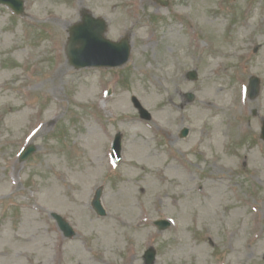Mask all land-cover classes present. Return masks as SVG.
I'll use <instances>...</instances> for the list:
<instances>
[{
	"label": "rangeland",
	"instance_id": "obj_1",
	"mask_svg": "<svg viewBox=\"0 0 264 264\" xmlns=\"http://www.w3.org/2000/svg\"><path fill=\"white\" fill-rule=\"evenodd\" d=\"M24 6L17 16L0 5V264H145L149 246L152 264H264V0ZM79 7L105 19L106 38L129 34L122 69L69 64ZM58 62L67 72L53 79ZM28 143L36 151L21 162ZM97 186L102 217L90 206ZM164 218L171 225L158 230Z\"/></svg>",
	"mask_w": 264,
	"mask_h": 264
},
{
	"label": "water",
	"instance_id": "obj_2",
	"mask_svg": "<svg viewBox=\"0 0 264 264\" xmlns=\"http://www.w3.org/2000/svg\"><path fill=\"white\" fill-rule=\"evenodd\" d=\"M20 9L21 4L16 5ZM106 29V25L102 19H95L89 15H84L83 22L74 26L71 29L67 52L70 63L82 67L86 65H109L114 66L126 61L129 53L128 41L126 38L120 42H111L103 37V32ZM78 45V47H77ZM194 77V74H192ZM258 90V79H250V96L256 95ZM192 96H190L191 98ZM186 130H184L185 134ZM262 135L264 137V125L262 127ZM120 136H116L113 154L116 158H119L120 151ZM34 151L33 146H29L22 152L21 158L24 159ZM101 189H98L93 206L98 213L103 214L104 211L99 204V196ZM57 219L58 224L62 230L65 231L67 236L73 235V231L69 225L57 214H53ZM161 227H165L166 223L161 221ZM148 263L153 260V253L148 251L146 253Z\"/></svg>",
	"mask_w": 264,
	"mask_h": 264
},
{
	"label": "bare ground",
	"instance_id": "obj_3",
	"mask_svg": "<svg viewBox=\"0 0 264 264\" xmlns=\"http://www.w3.org/2000/svg\"><path fill=\"white\" fill-rule=\"evenodd\" d=\"M6 45H0V51H5L6 50ZM67 72V69L65 67V65L60 62L57 63V66L55 67V69L52 71V78H60L62 77L63 75H65ZM1 97V95H0ZM1 100V99H0ZM82 100L77 98L76 99V102H81ZM104 101V100H103ZM106 101V100H105ZM1 102V101H0ZM104 102H102V105H103ZM103 139L105 138L103 135H102ZM101 137L99 138V140H103ZM27 211V210H26ZM28 212V211H27Z\"/></svg>",
	"mask_w": 264,
	"mask_h": 264
}]
</instances>
